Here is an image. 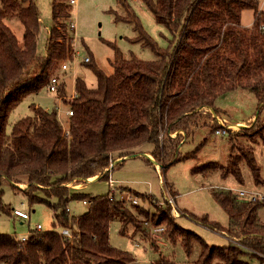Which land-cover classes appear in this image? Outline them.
<instances>
[{"label":"trees","instance_id":"obj_1","mask_svg":"<svg viewBox=\"0 0 264 264\" xmlns=\"http://www.w3.org/2000/svg\"><path fill=\"white\" fill-rule=\"evenodd\" d=\"M119 1L127 16L118 20L134 25L136 40L150 47L157 60H127L110 44L116 56L110 61L114 72L107 75L90 58L87 66L95 74L97 86L89 88L82 78L76 79L78 97L68 102L74 114L67 121L69 137H65L56 111L34 104L30 106L32 116L16 122L10 134L8 125L11 113L25 98L37 95L46 87L54 68L72 57L68 20L73 7L69 0H52L53 27L42 55L38 42L43 24L36 0H0V187L26 185L24 195L30 205L47 204L53 210L54 226L76 233L71 241L57 230H31L25 241H20L18 235H0V263L132 264L135 258L130 253L111 245V223L118 220L123 235L130 226L145 235V224L164 226L163 234L172 243L181 242L188 255L193 242L199 241L202 251L194 264H264V221L259 216L264 201L240 199L230 189L215 192L228 215L226 226L206 215L181 213L228 240L227 245L218 247L208 245L175 222L164 192L167 186L174 195L167 181L161 185L164 207L154 214L117 195L93 196L68 186L98 176H102L99 180H108L106 170L111 160L119 159L116 168L128 159L140 158L161 173L177 162L196 158V151L186 156L180 153L195 118L210 109L217 115L215 101L240 88L254 91L259 105L257 118L236 138L230 135L225 165L208 163L193 173L206 177L219 172L221 177L232 176L243 184L245 165L254 182L264 185L253 149L259 141L264 145V119L260 117L264 111L261 0H143L156 22L172 35L173 47L168 50L160 48L146 33L127 0ZM245 11L253 12L249 26L243 23ZM7 18H17L22 24V44L5 23ZM33 65L34 75L28 76ZM145 145L150 146L149 151L142 149ZM123 192L144 197L128 189ZM2 195L0 190V211L11 215ZM74 201L91 204L86 213L74 216L69 211ZM154 264L174 263L163 258Z\"/></svg>","mask_w":264,"mask_h":264},{"label":"rangeland","instance_id":"obj_2","mask_svg":"<svg viewBox=\"0 0 264 264\" xmlns=\"http://www.w3.org/2000/svg\"><path fill=\"white\" fill-rule=\"evenodd\" d=\"M40 12L43 30L38 42L40 54L46 53V41L49 32L53 27L52 0H36ZM135 14L141 20L146 33L157 43V45L168 50L173 47V38L170 32L159 25L151 11L143 0H127ZM264 6V0H261ZM72 17L68 20L76 23V38L78 39V54L70 63L73 72L65 79L67 91L74 89L76 78H82L89 88H96L97 79L93 71L83 62L85 57L93 58L94 63L105 74L111 75L114 72L110 61L115 59V45L125 59L135 57L144 62L157 60V56L148 46L136 40L138 33L132 23L118 20L119 17L127 16L119 0H77L72 5ZM244 16L249 22L253 21V12L245 11ZM5 23L17 36L19 42L23 43L24 28L17 18H7ZM69 34L71 31L68 29ZM73 34V33H72ZM35 66L27 71L28 76H33ZM60 65L54 68L52 73L59 74ZM62 75V74H61ZM56 97L47 92L46 87L37 95H30L11 113L9 118L8 133L19 120L32 116L30 106L32 104L42 107L45 110H54ZM217 115L212 109L205 110L197 115L192 133L180 148L182 156L196 151L197 157L191 160H183L167 167L163 172L152 171L140 158H131L126 163L110 173L116 181L114 187L118 188L117 196L127 194L128 187L132 194H141L139 202L142 206L154 214L163 209L164 204L161 198V179L167 181L171 191L174 193L176 211H171L175 222L183 229L192 231L202 237L210 246H225L228 240L212 230H209L187 217H182V212H189L195 216L206 215L213 222L221 225L228 224V215L215 198V192L223 189L246 190L264 194V185H257L252 177L251 171L245 165L242 166L244 183L240 184L232 176L223 178L219 172L203 175H195L193 170L208 163H219L225 165L230 154V135L239 133L243 127L250 128L259 113L257 97L252 89H235L220 96L215 101ZM64 117V114H63ZM264 119V111L260 114ZM66 122V118L64 120ZM242 123L243 125H237ZM219 131L226 130L225 134H216L213 127ZM240 142H243L239 138ZM150 148L145 145L142 149ZM257 160L262 168L264 179V145L261 141L253 145ZM145 155L149 158V153ZM149 155V156H148ZM119 160V159H117ZM115 160V161H117ZM96 178V177H94ZM166 183V182H165ZM149 184L151 186H149ZM73 190L81 191L88 195H103L110 191L108 180H93L84 183L70 185ZM26 185L13 188L10 184H3L0 190L3 191L2 199L4 204L11 210L18 208L30 214V220H21L12 214L0 211V235H19L35 230L37 225L42 226V232L61 229L54 226L53 210L44 203L30 205L24 195ZM124 189V190H123ZM168 190L167 186L165 191ZM169 191V190H168ZM170 192V191H169ZM151 193V194H149ZM153 194V195H152ZM155 195V196H154ZM152 198V199H151ZM156 199V200H153ZM154 201L156 203L154 204ZM130 204V202H127ZM154 204V205H153ZM89 206L82 201H74L70 204V214L80 216L86 213ZM187 210V211H186ZM259 216L264 221V209ZM110 241L114 248L130 253L135 262L132 264H154L157 261L167 258L174 264H194L202 251L199 241L193 242L192 250L188 255L181 242L172 243L164 232L154 236V227L151 223L145 224L147 234L134 231L129 227L126 235L121 234V225L118 220L111 223ZM164 229V226H161ZM165 230V229H164ZM0 264H5L4 262Z\"/></svg>","mask_w":264,"mask_h":264},{"label":"built area","instance_id":"obj_3","mask_svg":"<svg viewBox=\"0 0 264 264\" xmlns=\"http://www.w3.org/2000/svg\"><path fill=\"white\" fill-rule=\"evenodd\" d=\"M69 3L71 5H75L77 4V0H69ZM68 29L71 31V38H72V46H73V52H72V57H70L69 60L63 62L60 65V70H59V74H52L50 76V78L47 81L46 84V90L48 93L54 95L56 97V103L54 104V110L56 111V115L58 118V121L60 122V125L62 127V131L65 137H69V129H68V119L70 117L73 116V111L72 109L69 107V103L70 101L76 99L78 97V91L76 89V80L74 82V89L71 90L70 92L67 91V82H65L64 76L65 78L68 76V72L72 73V67L70 66V63L73 62L76 58V55L78 54V39L76 38V23L70 21L68 24ZM73 33V34H72ZM83 62L85 64L90 62V57H85ZM62 74V75H61ZM77 79V78H76ZM64 114V117H63ZM64 118H66V122L63 121ZM227 131L226 130H222L216 131V134H225ZM115 160H111L110 161V165L108 167V169L106 171H108V184L110 187V191L109 194L111 197H113L114 195H116V192H118V188L114 187V185L116 184V181L113 180L110 176V173L112 172L113 169L111 168L112 165L114 164ZM94 179V178H90L89 180ZM76 181L71 182L68 186L74 184ZM161 185L165 184V180L161 179ZM231 190V189H230ZM234 194H236L240 199L243 200H249V201H256V200H260V201H264V194L259 193V192H254V191H246V190H231ZM122 201H126V202H130L133 205H141V203L139 202V197L136 196H132L127 194H123L118 196ZM165 197L167 200V203L172 206V211H176V205H175V199L174 196L171 195V193L166 190L165 192ZM83 204L85 205H90L91 203L89 201H83ZM164 204V201H163ZM12 214L14 217H17L21 220H30V214L22 209H18L15 208L12 210ZM36 231H41L42 230V226L41 225H37L35 228ZM154 236H158L159 233L163 232L164 229H162L161 227H157L154 228ZM60 235L63 236L65 239L67 240H73L76 237V233H73L71 230L67 229V228H63L60 231ZM30 236V231H28L25 234H19L18 238L20 241H25L27 240V238Z\"/></svg>","mask_w":264,"mask_h":264},{"label":"crops","instance_id":"obj_4","mask_svg":"<svg viewBox=\"0 0 264 264\" xmlns=\"http://www.w3.org/2000/svg\"><path fill=\"white\" fill-rule=\"evenodd\" d=\"M243 23L246 25V26H249L252 22L250 21H248V20H246V18H245V16L243 15ZM80 78V77H79ZM237 125H243L242 123H237ZM146 151H149V148H147V149H145ZM148 154V153H147ZM150 155V154H149ZM148 155V156H149ZM151 157V155L149 156V158ZM126 163V162H125ZM124 163V164H125ZM147 165V164H146ZM148 166V165H147ZM152 171H155V172H157V170H155L153 167H150V166H148ZM116 168H118V167H116ZM116 168H114L113 169V171L116 169ZM92 181V180H91ZM149 186H151L150 184H149ZM122 188H125V189H128V187H122ZM124 190V189H123ZM129 190V189H128ZM124 191H126V190H124ZM162 193V192H161ZM149 194H151V193H149ZM153 195V194H152ZM155 196V195H154ZM162 198V197H161ZM69 211H70V209H69ZM187 211V210H186ZM111 231V230H110Z\"/></svg>","mask_w":264,"mask_h":264},{"label":"water","instance_id":"obj_5","mask_svg":"<svg viewBox=\"0 0 264 264\" xmlns=\"http://www.w3.org/2000/svg\"><path fill=\"white\" fill-rule=\"evenodd\" d=\"M120 161H122V159H121ZM116 163H117V161H115L114 164L112 165V167H111L112 169H113V167L115 166ZM107 173H108V171H107ZM101 177H102V176H98V177L94 178L93 180H95V179H96V180H99ZM88 181H91V180H89V179H88V180H84V182H88ZM68 185H69V184H68Z\"/></svg>","mask_w":264,"mask_h":264}]
</instances>
